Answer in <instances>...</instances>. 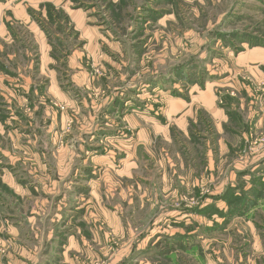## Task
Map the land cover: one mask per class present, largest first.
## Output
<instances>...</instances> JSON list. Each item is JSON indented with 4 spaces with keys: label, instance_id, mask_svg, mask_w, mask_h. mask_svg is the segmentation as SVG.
Returning <instances> with one entry per match:
<instances>
[{
    "label": "rangeland",
    "instance_id": "1",
    "mask_svg": "<svg viewBox=\"0 0 264 264\" xmlns=\"http://www.w3.org/2000/svg\"><path fill=\"white\" fill-rule=\"evenodd\" d=\"M79 1L121 48L108 40L101 50L109 63H84L100 90H70L77 109L56 136L76 146L73 182L87 180L88 191L73 193L79 236L90 238L79 245L87 252L73 253L76 264H264V194L231 218L204 211L215 204L227 212L220 197L241 180L250 189L252 173L264 181V60L250 56L264 48V0ZM52 11L44 22L53 36L57 15L61 38H50L68 55L82 42L64 12ZM244 51L251 63L240 65ZM66 65L63 81L72 76ZM172 99L185 109L177 112ZM0 142L1 169L21 178L28 160L14 163L27 152L10 155ZM179 235L189 238L163 254L161 245ZM0 236L6 253L14 242Z\"/></svg>",
    "mask_w": 264,
    "mask_h": 264
},
{
    "label": "crops",
    "instance_id": "2",
    "mask_svg": "<svg viewBox=\"0 0 264 264\" xmlns=\"http://www.w3.org/2000/svg\"><path fill=\"white\" fill-rule=\"evenodd\" d=\"M72 1L0 0V140L6 141L10 155L19 148L27 152L24 159L15 157L14 164L23 165L26 160L25 164H29L28 168L23 165L25 173L21 178L0 165V211L5 213L4 219L0 217V233L8 234L14 242L6 253H0V264H76L73 253L87 252V247H79L87 245L90 238L79 236L82 231L76 221L78 207L73 194L76 190L88 191L84 185L86 174L82 175V184L73 182L76 174L72 176L71 169L78 157L76 146L74 141L59 137L56 140V136L77 109L70 90H75V86L94 90L92 93L100 90V78L91 77V69L84 63L102 57L109 63V56L102 52L101 46L105 43L109 46L107 41L114 40L116 48H121V39L107 30L103 22L97 24L90 10L77 7ZM50 4L60 14L64 12L82 42L68 55H61L59 46L52 43L61 38L57 15V31L53 36L44 22ZM40 20L42 24L37 22ZM20 27L23 28L19 30ZM23 30L33 34L34 45L23 38ZM55 36L53 40L50 38ZM35 50L38 60L34 59ZM250 51L253 58L264 60L263 47H252ZM245 55L244 51L237 56L240 65L251 63ZM64 62L72 72L71 79L66 81L62 78ZM250 67L253 70V65ZM107 91L111 93L109 85ZM203 97L206 99L207 94ZM171 102L175 103V110L178 107L177 112L185 109L180 99ZM60 105H65V109H60ZM42 123H48L47 128ZM45 134H49L48 138ZM82 221L87 224V220ZM6 244L0 236V246Z\"/></svg>",
    "mask_w": 264,
    "mask_h": 264
},
{
    "label": "trees",
    "instance_id": "3",
    "mask_svg": "<svg viewBox=\"0 0 264 264\" xmlns=\"http://www.w3.org/2000/svg\"><path fill=\"white\" fill-rule=\"evenodd\" d=\"M74 2L77 3L80 7L86 6L84 2L79 1V0H73ZM52 9H54L51 5H49V19L53 17L52 15ZM55 10V9H54ZM58 11V10H57ZM59 12V11H58ZM63 13V12H62ZM60 15V12H59ZM57 20V19H56ZM61 26V25H59ZM264 43V41H262ZM186 68V67H185ZM184 68V71L186 70ZM177 74L181 78H185V74L183 73V67L180 69V67L177 69ZM246 171V170H245ZM249 172V171H247ZM251 183L253 184L250 189H245V185L243 183V180H241L239 183H236L234 185H230L229 188H227V191L220 197V199H223L225 202H227L229 206V210L223 211L217 208H213V206H216L215 204L207 205L204 207V211L208 212L211 214V212H219L221 216H223L225 219L231 218L235 215H239L240 213L244 212L247 210L248 205L251 201H254L255 198L258 196H262L264 194V181L262 180L261 177L256 176V174L251 177ZM204 231H209V227H202L201 228ZM189 236H178L174 237L173 241L167 242L165 244L161 245V248H163L162 253L163 254H169L171 251L175 250V247L177 245L183 246V242L187 240ZM165 248V249H164Z\"/></svg>",
    "mask_w": 264,
    "mask_h": 264
},
{
    "label": "bare ground",
    "instance_id": "4",
    "mask_svg": "<svg viewBox=\"0 0 264 264\" xmlns=\"http://www.w3.org/2000/svg\"><path fill=\"white\" fill-rule=\"evenodd\" d=\"M128 56V55H127Z\"/></svg>",
    "mask_w": 264,
    "mask_h": 264
}]
</instances>
